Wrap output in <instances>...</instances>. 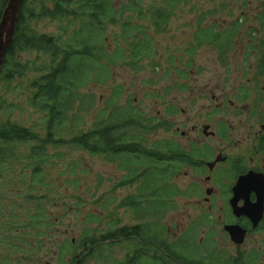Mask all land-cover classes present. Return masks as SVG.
I'll return each instance as SVG.
<instances>
[{
  "label": "rangeland",
  "instance_id": "obj_1",
  "mask_svg": "<svg viewBox=\"0 0 264 264\" xmlns=\"http://www.w3.org/2000/svg\"><path fill=\"white\" fill-rule=\"evenodd\" d=\"M123 2L129 0H120L118 5ZM151 5L162 6L163 1L142 0L139 6L145 18L135 14L132 19L144 28L138 39L147 40L148 36L152 42L150 57L139 63L131 64L130 59L112 63L107 84L81 88L67 124L55 133L62 143L50 144L46 158H31L35 141L7 147L0 167V240L11 242L5 239L0 244L2 264H67L71 251L83 250L85 233L98 236L135 224L141 226L146 239L177 246L191 258H203L208 228V234L214 233L222 248L230 250L231 241L217 217L223 214L218 208L227 204L228 186L233 181V172L226 174L229 163L209 172L195 163L182 162L180 167L177 161L141 159L132 154L111 158L63 143L97 122H110L111 114L119 112L140 124L128 129L133 142L157 153L162 151L163 141L183 149L204 143L201 150L212 159L219 152L235 153L237 131L247 132L252 123L250 111L257 109L256 117L262 114L264 74L259 66L264 58V0H188L174 11L162 32L155 31ZM235 22L238 30L229 46L221 48L212 41L192 48L199 27L223 30ZM58 25L48 18L31 22V28L41 33H57ZM121 30L120 25H108L106 46L113 52L120 44L129 55L131 39H124ZM37 55L29 50L21 52L18 59L24 63L37 60ZM35 76L36 72L30 71L11 83L0 81V123L10 121L45 136L47 113L31 106L27 88ZM159 123L162 127L150 129ZM206 124L217 136L201 134L203 138L197 141L192 126ZM202 154L197 151L192 157ZM145 164L152 165L149 173L123 184L124 179L139 175ZM35 166L40 172L32 178ZM219 171L225 175L222 181H218ZM207 175L213 180L207 181ZM36 179L39 183H34ZM208 188L213 189L212 196L206 194ZM207 197L211 199L205 201ZM210 205L217 208L211 210ZM209 216L212 219L206 223ZM150 242L121 239L105 247L89 264L123 260L135 245L146 248Z\"/></svg>",
  "mask_w": 264,
  "mask_h": 264
},
{
  "label": "trees",
  "instance_id": "obj_2",
  "mask_svg": "<svg viewBox=\"0 0 264 264\" xmlns=\"http://www.w3.org/2000/svg\"><path fill=\"white\" fill-rule=\"evenodd\" d=\"M120 0H22L16 31L12 43L8 47L4 58L0 81L11 83L17 77H26L30 71L36 76L27 86L30 89L31 106L47 113V133L45 136L34 134L33 130L5 121L0 123V167L7 157V147L16 142L35 141L32 146L31 158L45 157V151L50 144L60 145L61 138L55 133L67 124L68 113L75 109L79 99V90L92 83L107 84L110 77L109 65L118 61L139 63V60L152 55V42L138 39L144 28L132 22L133 15L139 19L145 18V12L139 4L142 0H129L118 5ZM163 5L153 7L152 23L155 31L165 30V23L174 15V11L188 0H162ZM35 2V3H34ZM8 0H0V20ZM48 18L58 22L57 33H41L31 28L35 19ZM108 25H120L121 36L131 39L129 43L130 54L117 44L113 52L106 46L105 34ZM238 30L235 22L223 30L210 27H199L193 36V49L204 42L215 41L221 48L229 46L234 40ZM141 48L144 51H141ZM36 51L37 60L22 62L18 55L25 51ZM264 55V53H263ZM260 74H264V58L260 61ZM1 99V95H0ZM3 102H0L2 107ZM119 112L111 114L110 122H97L86 131H79L63 143H72L77 148L91 154L105 155L111 158L119 155H133L136 158L144 156L154 157L155 160L177 161L182 167L179 157L183 153L177 144L172 141L161 144L162 151L158 153L148 149L141 142H133L130 136V126H138V120ZM114 119V120H113ZM113 122L111 123V121ZM162 127V123L154 124L150 129ZM56 129V130H55ZM150 130V131H151ZM156 152V153H155ZM187 158V157H186ZM183 162V163H182ZM188 162V161H187ZM188 163H193L188 162ZM152 166V165H151ZM151 166L145 164V169L138 175L124 179L123 184L137 181L140 175L150 172ZM154 166V165H153ZM180 171V170H179ZM34 172V174H33ZM32 178L40 171L35 166ZM3 171L0 169V179ZM42 181V180H41ZM40 181V182H41ZM34 183H39L36 179ZM124 204L126 201L123 202ZM139 224L126 225L116 229L102 232L98 236L85 233L80 253L71 251V258L67 264H89L105 247L111 246L121 239H141L143 243L150 242L144 248L135 245L130 255L123 260L103 261L104 264H203V258H191L177 246L166 242L156 241L152 237L146 239L141 233ZM5 242L6 238H2ZM0 240V244L3 243ZM8 240V239H6ZM11 239L8 240V244ZM73 249V244H71ZM68 251L70 249H67ZM157 250V251H156ZM102 259V258H100ZM103 260V259H102ZM0 264H2L0 262Z\"/></svg>",
  "mask_w": 264,
  "mask_h": 264
},
{
  "label": "flooded vegetation",
  "instance_id": "obj_3",
  "mask_svg": "<svg viewBox=\"0 0 264 264\" xmlns=\"http://www.w3.org/2000/svg\"><path fill=\"white\" fill-rule=\"evenodd\" d=\"M256 110L250 111L252 123L248 131L243 134L237 131L235 145L238 150L231 156L219 152L212 159H207L206 153L201 150L205 146L203 145L204 143L201 145L193 143V148L187 149H183L175 143L180 151L183 152L179 157L183 162H193V159H196L193 162L196 167H207L209 172L215 171L221 163H229L230 166L227 168L226 174L233 172L231 177L233 181L227 190V204L218 208V211L223 214L217 216L219 222L223 224V231L229 236L231 248L230 250L222 248L221 240L219 241L217 237H213L214 233L209 235L208 232L211 230L208 228L205 231L206 235L203 237V264H264V109L259 117H256ZM253 114L256 118H254ZM209 129L210 125L208 124L202 128L198 125L192 126V132L196 134L194 139L200 141L203 138L201 134L216 137L217 131ZM197 151L203 154L193 158L192 154ZM218 156L223 159L215 161ZM222 173L223 171H219L217 174V177L219 176L218 181H222L221 178L225 179V175H222ZM206 180H213V178L207 175ZM212 193V188L206 190V194L212 196ZM210 199L207 197L205 201ZM232 200L234 204L231 203ZM208 207H211V210L214 207L217 208L212 205ZM261 207L263 211L260 216L259 210ZM236 210L238 212L244 210L252 211L253 213L250 216L244 213L237 214ZM211 219L212 216H209L205 222L209 223ZM231 225L239 226L244 230V232H240H243L241 241H239L240 234L237 235V240H233L231 237L230 232L226 228ZM207 242H209L208 246L205 245ZM70 258L67 263H69Z\"/></svg>",
  "mask_w": 264,
  "mask_h": 264
},
{
  "label": "water",
  "instance_id": "obj_4",
  "mask_svg": "<svg viewBox=\"0 0 264 264\" xmlns=\"http://www.w3.org/2000/svg\"><path fill=\"white\" fill-rule=\"evenodd\" d=\"M21 3H22V0H8V4L6 8L4 9L2 18L0 20V71L2 70L4 58L7 53L8 47L12 43L14 35H15L18 15H19L20 8H21ZM221 159L223 158H220V156H218L215 161H220ZM231 203L234 204V201L232 200ZM262 211H263V208L261 207V209L259 210L260 216L262 215ZM235 212L237 214L244 213L249 216L253 213L252 211H246V210L240 211V212L236 210ZM226 228L230 232L233 240L234 239L237 240V235L239 234H240L239 241L242 240V237H243L242 233L244 232V230H242L239 226L231 225V226H227ZM241 231L243 232L240 233Z\"/></svg>",
  "mask_w": 264,
  "mask_h": 264
}]
</instances>
